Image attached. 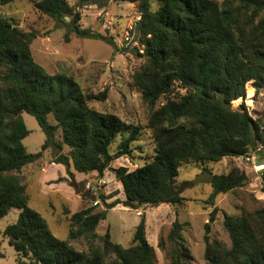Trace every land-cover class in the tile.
Masks as SVG:
<instances>
[{"label":"trees","instance_id":"16d2710c","mask_svg":"<svg viewBox=\"0 0 264 264\" xmlns=\"http://www.w3.org/2000/svg\"><path fill=\"white\" fill-rule=\"evenodd\" d=\"M14 0H0L7 5ZM111 1L137 4L141 19L137 23L145 58L135 73L134 84L143 101L152 109L148 127L155 144L151 161L134 170L111 168L122 183L124 200L97 204L72 213L69 239L54 235L46 219L29 206L30 196L21 170L36 162L41 153H29L23 143L29 130L22 113L34 116L47 136V144L57 149L53 163L67 169L55 182L67 180L77 190L70 170L97 172L99 178L111 162L132 158V143L140 129L118 115L99 111L90 101L107 99L106 90L86 93L65 73H49L34 58L31 45L37 34L24 31L0 16V220L19 208L16 222L8 225L4 236L19 253L15 264H159L154 247L146 236L145 219L136 226L132 244L112 240L110 229L97 233L108 210L122 204L138 209L161 204L183 205L177 183L180 169L191 163L219 162L225 157L243 156L264 144V128L244 106L227 110V102L245 99L246 85L253 80L256 93L264 87V0H32L37 11L53 19L56 28H65V41L71 33L81 37H108L80 23V8L96 4L106 7ZM153 2L158 8L153 9ZM178 87L185 92L170 96ZM162 97L166 101L157 106ZM53 115L55 123L49 121ZM60 132V140H57ZM121 136L114 153L110 147ZM68 154H60L63 146ZM263 192H264V172ZM247 176L238 167L227 174H215L211 185L214 198L238 189ZM80 186V185H79ZM218 208L214 206L205 223V259L209 264H264V204L240 215H223L230 245L212 239L211 226ZM185 224L176 219L166 241L158 247L165 252L167 264H194L184 235ZM88 239L87 250H78L72 239ZM99 240L100 244H95Z\"/></svg>","mask_w":264,"mask_h":264},{"label":"rangeland","instance_id":"374dc122","mask_svg":"<svg viewBox=\"0 0 264 264\" xmlns=\"http://www.w3.org/2000/svg\"><path fill=\"white\" fill-rule=\"evenodd\" d=\"M75 4L77 0H68ZM154 10L158 3L153 2ZM81 24L95 32L108 37L115 44L103 39L81 37L71 33L70 41H65V28H56L52 18L37 11L32 0H14L7 5L0 4V16L7 18L24 31H34L37 36L31 48L35 60L49 73H65L72 76L86 93H101L106 90L107 99L90 101V106L103 112L114 113L124 121L140 129L138 140L132 143V158L120 157L111 162L99 178L98 173L70 170L78 184V189L67 180L55 182L65 174L69 179L66 167L52 160L57 149L47 144V136L36 118L26 112L22 117L29 130L23 143L29 153H41L40 158L25 166L20 174L30 196L29 206L39 212L47 221L50 229L60 239L68 240L70 233V216L72 213L91 205L104 209L106 203L124 200L122 183L115 177L111 168L120 166L134 170L152 160L155 151L152 130L148 127L152 109L143 101L139 88L134 84L135 73L144 65L145 58L137 55L135 48L125 43L127 31L139 15L137 4L130 1H111L106 7L96 4L80 8ZM253 80L246 85L245 99L232 101L233 109L242 106L257 119L264 128V87L256 93ZM253 88V95L248 98L247 89ZM184 90L176 87L170 96ZM162 97L157 106L163 104ZM250 104V105H249ZM49 121L55 123L53 115ZM60 140V132H57ZM121 142L118 136L110 147L114 153ZM70 148L63 146L60 154H68ZM264 144L243 156L225 157L219 162L191 163L180 169L177 183L181 187V196L186 198L183 205L161 204L158 207L141 206L138 209L125 207L122 204L108 210V215L97 227V233L103 235L110 229L112 240L124 246L132 244L136 226L145 219L146 236L154 247L159 264L169 262L164 251L158 247L160 239L166 241L172 223L178 219L185 224L184 235L193 255L194 264H209L205 259V228L210 212L214 206L218 208L216 220L211 226L210 236L230 245L229 235L223 225L224 213L230 216L240 215L244 210H255L264 204L263 176ZM238 167L247 176L244 186L215 196L214 206L211 203L213 188L208 184L195 185L193 181L203 171L214 174H227ZM61 173V174H59ZM80 185V186H79ZM19 208H13L0 220V264H15L19 253L9 244L4 236L5 228L16 222ZM71 244L78 250H87L88 239L80 237L72 239ZM99 240L95 244H100Z\"/></svg>","mask_w":264,"mask_h":264},{"label":"water","instance_id":"95a60500","mask_svg":"<svg viewBox=\"0 0 264 264\" xmlns=\"http://www.w3.org/2000/svg\"><path fill=\"white\" fill-rule=\"evenodd\" d=\"M218 95L221 97L222 106L225 107L227 110L233 109V103L227 102L225 95L222 92H218ZM215 179V174L211 171H203L201 172L193 181L195 185L199 184H208L212 185Z\"/></svg>","mask_w":264,"mask_h":264},{"label":"built area","instance_id":"2783aa9c","mask_svg":"<svg viewBox=\"0 0 264 264\" xmlns=\"http://www.w3.org/2000/svg\"><path fill=\"white\" fill-rule=\"evenodd\" d=\"M141 19V14L137 16L133 25L130 26L129 31H127V36L125 38V43L132 48L138 49L140 53L144 52V45L139 40V35L137 31V23ZM264 169V168H262Z\"/></svg>","mask_w":264,"mask_h":264},{"label":"bare ground","instance_id":"6f19581e","mask_svg":"<svg viewBox=\"0 0 264 264\" xmlns=\"http://www.w3.org/2000/svg\"><path fill=\"white\" fill-rule=\"evenodd\" d=\"M247 95H248V98H251L252 97V95H253V88L248 87V89H247ZM263 164H264V162H263Z\"/></svg>","mask_w":264,"mask_h":264},{"label":"crops","instance_id":"0c3cea01","mask_svg":"<svg viewBox=\"0 0 264 264\" xmlns=\"http://www.w3.org/2000/svg\"><path fill=\"white\" fill-rule=\"evenodd\" d=\"M53 165H56V166H58V164H57V163H53ZM59 174H61V173H59ZM61 175L65 177V174H61Z\"/></svg>","mask_w":264,"mask_h":264}]
</instances>
